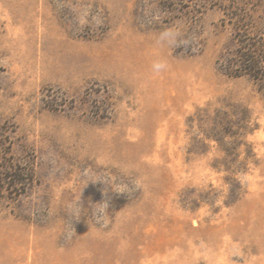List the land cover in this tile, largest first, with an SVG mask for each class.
<instances>
[{
	"label": "rangeland",
	"instance_id": "obj_1",
	"mask_svg": "<svg viewBox=\"0 0 264 264\" xmlns=\"http://www.w3.org/2000/svg\"><path fill=\"white\" fill-rule=\"evenodd\" d=\"M170 26L192 43L153 78ZM245 34L264 36V0H0V126L37 175L0 205V264H215L233 249L229 264H264V80L225 69ZM218 114L252 148L228 203L231 158L204 133ZM129 167L143 178L131 194L98 180Z\"/></svg>",
	"mask_w": 264,
	"mask_h": 264
},
{
	"label": "trees",
	"instance_id": "obj_2",
	"mask_svg": "<svg viewBox=\"0 0 264 264\" xmlns=\"http://www.w3.org/2000/svg\"><path fill=\"white\" fill-rule=\"evenodd\" d=\"M238 41L239 45L234 55L226 60V71L234 76L249 75L258 80H264V36L245 34ZM245 127L241 122L235 123V120L228 115L218 114V116L211 117L210 123L206 124V129L204 128L206 139L215 140L226 152L225 158H231L229 162L225 161L222 165L223 170L229 173L227 180L230 183V190L227 203L238 199L242 194L240 180L235 174L245 171L251 161L252 148L238 131L244 130ZM228 136L236 139L233 145H229ZM14 143L15 138L10 128L1 125L0 205L4 200L12 201L25 194L37 181L34 154L19 157L14 151ZM242 145H246L247 156L239 161L237 158L240 156L239 149Z\"/></svg>",
	"mask_w": 264,
	"mask_h": 264
},
{
	"label": "clouds",
	"instance_id": "obj_3",
	"mask_svg": "<svg viewBox=\"0 0 264 264\" xmlns=\"http://www.w3.org/2000/svg\"><path fill=\"white\" fill-rule=\"evenodd\" d=\"M192 43V40L185 38L182 29L177 26H170L164 28L155 34L154 46L152 55L156 58L152 60L150 71L153 76L159 77L162 73L169 70V62L165 56V52L168 49H175L179 47H187ZM135 169L129 167L123 170V176L121 178L106 177L98 180H104L110 184L113 191L116 193H128L131 194L137 189H141L143 186V178L133 176ZM93 180V179H89ZM88 180V181H89ZM109 202L107 200L95 203L91 205V221L93 224L98 225V228L107 227L109 222V213L107 211ZM86 208L83 207L81 200H76L69 205L68 213L72 219H79L82 213H87ZM75 231L67 233V239H72ZM238 249H233L230 252H223L215 254V264H229L230 257L237 253Z\"/></svg>",
	"mask_w": 264,
	"mask_h": 264
}]
</instances>
